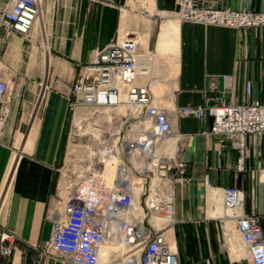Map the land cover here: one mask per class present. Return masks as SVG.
Wrapping results in <instances>:
<instances>
[{"label": "crops", "instance_id": "1", "mask_svg": "<svg viewBox=\"0 0 264 264\" xmlns=\"http://www.w3.org/2000/svg\"><path fill=\"white\" fill-rule=\"evenodd\" d=\"M199 2L248 10L264 6V0ZM9 3L0 0V14ZM39 4L28 37L7 34L0 26V78L10 87L3 102L7 113L0 139V232L15 235L12 253H0V264L36 260L68 264L58 255L41 252L52 234L47 212L55 200L58 168L67 146L70 88L81 64L115 37L129 33L138 35L139 50L152 54L140 82L154 91L171 121L172 136L161 146H179L176 154L189 162L187 184L174 190L172 237L180 264H251L243 245L242 250L235 247L231 258L223 229L229 221L235 231L238 214H254L264 238V132L245 138L243 168L238 169L236 140L210 134L211 116L179 117L174 108L209 104L203 92L207 80L216 76L220 81L223 75L234 82L224 96L226 102H240L247 81L252 97L264 102V29L182 21L174 12V0H39ZM164 28L170 30L166 39ZM172 44L176 51H161ZM229 187L241 195L236 208L225 202Z\"/></svg>", "mask_w": 264, "mask_h": 264}, {"label": "built area", "instance_id": "2", "mask_svg": "<svg viewBox=\"0 0 264 264\" xmlns=\"http://www.w3.org/2000/svg\"><path fill=\"white\" fill-rule=\"evenodd\" d=\"M174 2V12L182 21L264 29V6L248 10L203 5L199 0ZM39 12V0H10L0 14V26L7 34L28 37ZM138 44L136 33L117 36L79 66L69 93L66 151L58 168L55 200L47 212L52 234L41 256L55 254L68 264H100L102 246L112 245L116 248L112 258L103 264H180L172 237L174 190L176 185L187 184L189 162L176 154L179 146H161L172 136L171 121L154 91L140 82L150 68L152 54L139 50ZM233 85L230 75L221 76L220 81L211 76L203 90L206 103L211 104L175 107L174 112L179 117L211 116L209 133L236 140L237 168L242 169L245 138L264 132V102L252 97L250 81L240 102H226L224 96ZM9 88L0 78V139ZM76 115H82L80 124H101L93 127L96 134L92 128L87 132L88 141L78 150L70 148ZM111 159L116 164L108 178L106 165ZM224 196L229 207L241 203L235 188H226ZM235 231L251 264H264L263 229L257 216L238 214ZM14 240L13 233L0 232L2 255L12 253Z\"/></svg>", "mask_w": 264, "mask_h": 264}, {"label": "bare ground", "instance_id": "3", "mask_svg": "<svg viewBox=\"0 0 264 264\" xmlns=\"http://www.w3.org/2000/svg\"><path fill=\"white\" fill-rule=\"evenodd\" d=\"M167 21H171V22L177 24L175 21H172V20H167ZM171 27H173V25ZM169 31H170L169 28H166V29L164 28L163 34L161 33L162 37L165 38ZM171 34H172V29H171ZM165 48L168 49L169 51L173 52V51H176L177 45L176 44H172L171 46H164V48H162L161 51H163ZM167 102L169 103V101H167ZM81 116L82 115H76L74 117V119H73V123L76 126L80 127V128H81V125H80L79 121L81 120L80 119ZM91 131H94L93 128L91 129ZM94 134H96L95 131H94ZM115 164H116V160L115 159H111L108 162V164L106 165V172H107L106 174H107L108 178L111 177V174L113 173ZM234 234H235V231H234L233 225L231 224V222L226 221L224 223L223 237H224V242H225L226 247H227V249H228V251L230 253L231 258L234 257V251H235V247H236L235 242H234V237H233ZM115 249L116 248L114 246H112V245H104V246H102L101 253H100V264L108 262L110 260V258H112L111 255H112V252Z\"/></svg>", "mask_w": 264, "mask_h": 264}, {"label": "rangeland", "instance_id": "4", "mask_svg": "<svg viewBox=\"0 0 264 264\" xmlns=\"http://www.w3.org/2000/svg\"><path fill=\"white\" fill-rule=\"evenodd\" d=\"M81 128L74 127L72 128V133H71V138H70V142L72 143V146H70V148H75L76 150H78L80 148V145H85L88 141V133L90 131L91 128L93 127H97V125H101L98 122H89V124L85 121L82 122ZM114 126V124H112L111 128ZM80 154V153H79ZM234 242L236 247L239 250L243 249L242 244L240 243V240L238 239L237 235L234 234ZM221 243H223V240L221 239ZM247 256V255H246ZM115 258H117V256H115Z\"/></svg>", "mask_w": 264, "mask_h": 264}, {"label": "water", "instance_id": "5", "mask_svg": "<svg viewBox=\"0 0 264 264\" xmlns=\"http://www.w3.org/2000/svg\"><path fill=\"white\" fill-rule=\"evenodd\" d=\"M209 104H211V102H209Z\"/></svg>", "mask_w": 264, "mask_h": 264}]
</instances>
